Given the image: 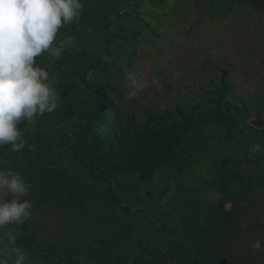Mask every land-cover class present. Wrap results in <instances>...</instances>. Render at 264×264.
I'll return each instance as SVG.
<instances>
[{
  "label": "rangeland",
  "instance_id": "rangeland-1",
  "mask_svg": "<svg viewBox=\"0 0 264 264\" xmlns=\"http://www.w3.org/2000/svg\"><path fill=\"white\" fill-rule=\"evenodd\" d=\"M225 3L82 0L80 16L57 33L54 44H65L63 54L57 58L44 53L36 65L49 73L60 104L105 94L111 106L97 126L103 134L117 133L121 121L141 124L150 114L170 111L178 103L204 102L221 88L223 72L234 84L226 99L247 107L248 123L264 120V12L244 0H234L226 11ZM219 8L222 14L216 12ZM91 65L95 67L90 69ZM82 74L87 85L79 78ZM129 74H134L135 85ZM53 114L45 112L18 125L22 135L38 140L28 143L22 138L24 147L40 154L52 151L62 125L54 122ZM84 125L85 119L73 118V136ZM218 137L214 124L188 135L175 154V165L157 170L149 183L114 172L104 163L99 179L103 200L99 196L92 207L60 204L42 210L37 196L29 193L21 199L33 205L26 220L30 232L42 245L59 248L80 262L84 257H77V252L91 247L111 256L122 254L134 264L140 245L153 252L150 264H192L191 241L205 217L216 211L222 200L218 182L230 173L238 176L233 189L242 204V225L232 250L240 261L264 264V148L251 152V146L234 137L226 141ZM26 167L18 158L17 172L21 175ZM109 189L125 212L104 201ZM20 224L0 227V264H15L20 253L23 264H52L16 246ZM257 241L259 249L254 248ZM221 245L220 237L209 241L210 250L225 253Z\"/></svg>",
  "mask_w": 264,
  "mask_h": 264
},
{
  "label": "trees",
  "instance_id": "trees-1",
  "mask_svg": "<svg viewBox=\"0 0 264 264\" xmlns=\"http://www.w3.org/2000/svg\"><path fill=\"white\" fill-rule=\"evenodd\" d=\"M224 1L225 10L230 11L234 0ZM244 1L253 10L264 12V0ZM216 12L222 14L224 11L219 8ZM94 67L89 66L90 69ZM225 75L226 72H223L221 88L204 102L178 103L170 111L150 114L141 124H135L133 119L121 121L119 131L112 134H103L97 129V126L105 121L111 106L104 93L83 96L77 104L65 105L58 102V107L53 111V120L57 125L66 126L61 125L56 132L58 141L52 146V151L40 154V150L32 151L23 147L19 152H15L11 145L0 146V171L17 172V159L21 158L27 166L21 175L29 185L30 195L34 194L40 200V204L37 203L39 209L49 210L53 205L55 207L60 204L84 209L86 205L92 207V202L103 196L99 179L104 163H109L114 172L136 175L141 182L149 183L157 170L175 165V154L183 146L185 137L200 134L206 124L218 127L219 141L234 137L245 145L252 147L259 143L261 148H264V120L257 118L248 123L250 114L247 107L226 99L233 91L234 84L225 80ZM79 78L87 85L84 74ZM78 116L85 119V125L81 133L73 136L71 121ZM22 138L29 139L28 143L38 141L36 136L30 134H23ZM237 177L227 173L218 182L217 189L222 200L216 211L205 217L203 226L191 241L194 250L192 264H253L251 261H240L232 250L242 225V204L233 189ZM109 192L104 201L120 213L125 212L117 205L118 199L114 191L109 189ZM10 198L6 196V199ZM122 217L128 216L122 214ZM18 227L16 246L32 257L42 258L44 262L128 264V259L122 254L111 256L91 247L82 248L77 252V257H84V261L80 262L74 255L59 248L42 245L30 232L27 221ZM217 237L221 238V248L225 253L209 249V241ZM152 256L153 252L139 245L134 264H150Z\"/></svg>",
  "mask_w": 264,
  "mask_h": 264
},
{
  "label": "clouds",
  "instance_id": "clouds-1",
  "mask_svg": "<svg viewBox=\"0 0 264 264\" xmlns=\"http://www.w3.org/2000/svg\"><path fill=\"white\" fill-rule=\"evenodd\" d=\"M82 10V0H0V146L11 145L19 152L24 141L18 125L58 107L59 96L49 83V73L36 65V58L44 53L57 58L63 54L65 44H54L57 33ZM128 79L136 84L134 74ZM260 147L254 144L250 151ZM28 194L29 185L19 173L0 171V227L30 218L32 202L21 199ZM260 247L257 241L254 248ZM24 259L20 253L15 264H23Z\"/></svg>",
  "mask_w": 264,
  "mask_h": 264
}]
</instances>
